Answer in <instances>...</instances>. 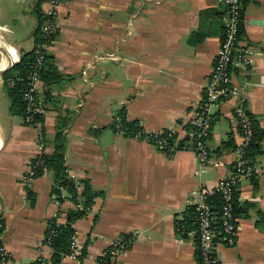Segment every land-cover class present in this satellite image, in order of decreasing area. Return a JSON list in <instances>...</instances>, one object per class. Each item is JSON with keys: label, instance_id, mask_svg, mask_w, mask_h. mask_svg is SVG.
<instances>
[{"label": "crops", "instance_id": "obj_1", "mask_svg": "<svg viewBox=\"0 0 264 264\" xmlns=\"http://www.w3.org/2000/svg\"><path fill=\"white\" fill-rule=\"evenodd\" d=\"M46 2L0 0V71L34 50ZM222 2L65 0L60 8L49 55L62 78L41 80L38 93L46 151L53 153L58 121L69 116L68 174L102 193L74 224L79 258L66 256L62 264H98L122 238L131 243L110 264H199L196 237L180 236L177 224L187 217L190 192L231 175L241 143L233 117L239 101L216 109L205 166L192 151L165 153L114 126L125 113L147 132H183L204 97L222 43ZM242 39L252 47V68L248 75L235 70L233 80L241 87L250 83L243 89L245 107L264 131V0L247 4ZM3 76L0 244L9 251V264H34L40 257L50 264L49 223H64L76 206L68 198L60 208L55 204L49 170L31 191L21 184L39 154L38 130L11 112ZM260 148L250 159L254 175L237 189V241L216 248L221 264H264V138Z\"/></svg>", "mask_w": 264, "mask_h": 264}, {"label": "built area", "instance_id": "obj_2", "mask_svg": "<svg viewBox=\"0 0 264 264\" xmlns=\"http://www.w3.org/2000/svg\"><path fill=\"white\" fill-rule=\"evenodd\" d=\"M222 1L221 19L224 24V36L210 80L204 88V97L194 115L188 120L186 128L182 133L176 130L147 132L139 129L132 136L165 153L174 154L179 151H192L200 165L205 166L211 159L209 141L216 119V109L223 102L234 99L239 101L233 111V117L241 134V143L236 149L237 157L233 163L231 175L220 179L213 187L199 188L189 194V206L197 207V228L191 233L196 237L201 264H221L220 257L216 253L217 246H232L236 243L239 229L237 189L243 180L250 179L255 173L254 165L247 157L254 137L255 122L245 107L247 97L243 93V89L247 88L250 83L245 80L241 87L233 80L235 70H239L245 75L249 74L254 54L252 47L242 39L244 25L243 0ZM64 3L65 0H47L40 26L41 37L34 48L35 60L31 70L25 76H18L10 82L12 86L15 83H21L24 86L23 100L26 105L24 122L38 130L39 154L31 161L28 170L21 178V184L28 192L33 189L40 170L42 172L48 170L43 159V156L47 154L42 136L44 126L42 121L36 120V115L42 114L38 93L41 72L49 55V50L59 32V10ZM115 122L116 132L125 134L120 124L121 118L116 117ZM217 198L221 200L222 204L220 212L214 211L213 202ZM66 199L65 189H61V194L53 196V200L59 208ZM50 242L51 234L47 238L46 245L49 246ZM130 243V238L119 239L102 256L109 255L110 259H117ZM71 251L73 257L80 255L75 236L72 239ZM9 261V251L4 245L0 244V262L9 264ZM37 264H48V262L40 257Z\"/></svg>", "mask_w": 264, "mask_h": 264}, {"label": "trees", "instance_id": "obj_3", "mask_svg": "<svg viewBox=\"0 0 264 264\" xmlns=\"http://www.w3.org/2000/svg\"><path fill=\"white\" fill-rule=\"evenodd\" d=\"M251 1L252 0H243L244 14L247 4ZM42 16L43 15L41 13L39 16L40 26L42 23ZM40 37L41 34L39 27L36 42H39ZM52 58L53 57L51 55H48L41 72L40 79L44 82L49 81V77H51V80L54 81L60 80L62 78V75L60 74L58 69L53 65ZM34 60L35 49L31 53L25 54L18 61H16L12 69L7 71L2 78L6 87V91L8 93V98L10 100L11 112L16 115L22 116L23 118H25L26 116V105L23 100L24 86L21 83H15L12 86L10 82L11 80L16 79L18 76H25L26 74H28L31 70ZM119 116L121 117L120 124L122 125V129L125 131V134H134L140 129L135 122H130L127 120L125 113H121L119 114ZM36 120L42 122L44 121L41 114L36 115ZM70 121L71 120L69 116L59 119L54 142V151L52 154L47 153L45 156H43L46 167L54 176L55 185L53 188V195H59L61 194V189H65L68 200H70L76 206V209L71 210L67 213L64 223H59L57 219H54L49 223L46 237L48 238V236L51 234V242L49 244V247L52 249V256L50 259V264H62V260L64 259V257L71 255V243L73 237L76 235L74 224L80 219L84 218L93 207L95 199L102 196L101 192H97L92 188L89 180L76 182L68 174V170L66 167L65 131L69 127ZM254 129L255 132L253 141L247 155L249 160L256 155L261 154L260 144L264 138V131L260 130V128L256 124H254ZM42 136L43 142L47 146V142L45 139V130H43ZM41 174L42 171L40 170L38 176ZM81 186L83 187L82 190H80ZM213 205L215 206L214 211L220 212L222 204L219 198L215 199ZM196 215L197 207L191 206L188 209L187 217L182 222L177 224V233L183 238H189V233L196 230ZM47 238L45 243L47 242ZM86 253L87 251L85 247L82 252V256H85ZM196 256L199 264H201L198 253L196 254ZM110 263L111 259L109 255H107L106 257H101L98 260V264ZM34 264H37V262H35Z\"/></svg>", "mask_w": 264, "mask_h": 264}, {"label": "water", "instance_id": "obj_4", "mask_svg": "<svg viewBox=\"0 0 264 264\" xmlns=\"http://www.w3.org/2000/svg\"><path fill=\"white\" fill-rule=\"evenodd\" d=\"M16 62H12L8 67L4 68L0 71V78L4 75L5 72L12 69V67L15 65Z\"/></svg>", "mask_w": 264, "mask_h": 264}, {"label": "bare ground", "instance_id": "obj_5", "mask_svg": "<svg viewBox=\"0 0 264 264\" xmlns=\"http://www.w3.org/2000/svg\"><path fill=\"white\" fill-rule=\"evenodd\" d=\"M2 54H3V53H2ZM6 59H7V58H5V60H4V62H3L4 66L9 65V62L6 63ZM4 66H3V67H4Z\"/></svg>", "mask_w": 264, "mask_h": 264}, {"label": "rangeland", "instance_id": "obj_6", "mask_svg": "<svg viewBox=\"0 0 264 264\" xmlns=\"http://www.w3.org/2000/svg\"><path fill=\"white\" fill-rule=\"evenodd\" d=\"M7 58V60H8V57H6ZM3 90V89H2ZM2 92V94H3V92L5 93V91H1ZM5 96V95H4ZM3 105V104H2Z\"/></svg>", "mask_w": 264, "mask_h": 264}]
</instances>
